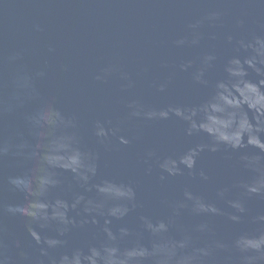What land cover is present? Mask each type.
I'll return each mask as SVG.
<instances>
[{"label": "water", "instance_id": "water-1", "mask_svg": "<svg viewBox=\"0 0 264 264\" xmlns=\"http://www.w3.org/2000/svg\"><path fill=\"white\" fill-rule=\"evenodd\" d=\"M258 41L264 0H0V261L264 264Z\"/></svg>", "mask_w": 264, "mask_h": 264}, {"label": "clouds", "instance_id": "clouds-1", "mask_svg": "<svg viewBox=\"0 0 264 264\" xmlns=\"http://www.w3.org/2000/svg\"><path fill=\"white\" fill-rule=\"evenodd\" d=\"M258 42L264 43V41H258ZM179 43H183V41H180ZM192 163L194 164V161ZM189 166L191 167L192 164H190ZM262 188H264V186H262ZM247 191L250 193H256L258 191V189L255 187H252V188H247ZM10 211H11V209H10ZM261 219H264V217H262ZM31 235L36 240L37 243H40V238L34 231L31 232ZM255 249H257V250L260 249V246L259 245L255 246ZM0 264H4V262L0 261ZM179 264H185V261L181 260L179 262Z\"/></svg>", "mask_w": 264, "mask_h": 264}]
</instances>
